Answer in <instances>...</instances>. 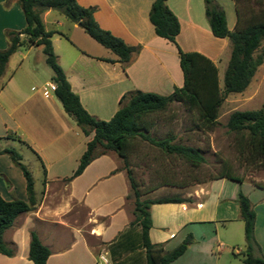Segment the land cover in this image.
Returning a JSON list of instances; mask_svg holds the SVG:
<instances>
[{
    "label": "crops",
    "instance_id": "0c3cea01",
    "mask_svg": "<svg viewBox=\"0 0 264 264\" xmlns=\"http://www.w3.org/2000/svg\"><path fill=\"white\" fill-rule=\"evenodd\" d=\"M76 1L93 9L101 29L128 46L138 47L126 64L119 63L111 51L58 11L41 13L45 30L52 32L50 41L57 63L87 113L107 121L120 108L124 95L135 91L169 95L182 86L175 45L156 36L149 22L154 0ZM215 1L224 10L232 31L237 18L234 1ZM166 5L179 22L176 44L184 52L195 51L209 58L217 67L222 87L218 65L230 42L211 34L203 0H167ZM24 27L17 1L0 0V51L9 44L5 32H19ZM44 65L41 46L20 47L0 75V150L13 148L21 161H27L22 163L31 172L35 198V208L18 215L3 232V242L13 253L0 254V264H33L28 258L32 231L50 251L45 264H102V252L110 264H144L140 229L130 226L133 206L127 198L126 169L116 153L97 155L81 174L66 180L76 170L93 133H82L54 92L42 95L40 88L53 83L52 71L49 79L38 80ZM33 84H37L36 92L29 93L35 91ZM242 183L219 178L192 190L179 187V196L189 201L150 205V243L169 252L190 234L191 243L170 264H243V222L237 202L240 191L255 213L253 235L264 256V189L253 184L252 199L243 192ZM170 195L178 194L163 196ZM0 196L5 201H27L23 175L7 154L0 155ZM136 235L134 246L132 238Z\"/></svg>",
    "mask_w": 264,
    "mask_h": 264
},
{
    "label": "trees",
    "instance_id": "16d2710c",
    "mask_svg": "<svg viewBox=\"0 0 264 264\" xmlns=\"http://www.w3.org/2000/svg\"><path fill=\"white\" fill-rule=\"evenodd\" d=\"M16 1L23 12L25 27L19 32H5L9 44L5 50L0 51V75L9 57L18 48L41 46L45 63L52 71V82L56 85L55 97L61 103L64 112L75 121L85 136L93 133L92 138L86 143V149L79 159L76 170L66 180L81 174L97 155L108 151L116 153L126 169L130 189L127 198L132 199L133 206V220L130 226L135 225L140 229L141 248L145 252L144 264H170L185 252L192 237L190 234L187 235L176 248L169 252H164L159 244H151L148 236L151 226L148 209L152 204L183 203L189 200L179 195L142 200L138 184L126 167V153L131 141L140 139L166 154H173L184 159L194 167H199L204 162L197 148L175 144L171 137L156 139L148 135L145 118L165 112L173 102H181L189 109L196 111L200 127L211 129L215 126L218 110L225 97L228 94L243 92L257 68L262 64V56H255V52L264 40V11L262 19L256 21L253 19L244 23L239 4L245 0H233L237 18L234 29L231 31L227 27L222 7L215 0H203L205 18L211 34L216 38H227L231 45L229 60L223 73L222 87H220L217 67L209 58L195 51L184 52L176 44L179 22L167 7V0H154L148 14L149 22L156 36L175 45L183 84L179 88H174L169 95L142 91L124 95L120 99L121 106L113 117L103 121L87 113L80 104L78 96L71 91L53 52L50 41L52 32L45 30L41 13L47 10L58 11L70 22L78 24L91 39L111 51L119 63L126 64L132 53L138 51V47L128 46L109 31L101 29L93 18V9L80 6L76 0ZM7 4L8 2L5 3ZM226 128L235 136V145L239 155L248 163L264 168V111H234L228 117ZM1 154H7L12 163L21 171L27 194V201H5L0 196V254L11 256L13 252L4 244L3 232L13 225L18 215L35 208V198L33 178L29 169L22 163L21 155L13 148L1 149ZM219 178L239 183L243 181L242 177L235 176L228 170L214 179ZM254 185L264 189V184L255 183ZM237 202L243 222L244 236L241 261L243 264H264V256L261 255L253 235L255 213L248 198L240 191L237 194ZM49 255V249L32 231L29 240V260L33 264H45Z\"/></svg>",
    "mask_w": 264,
    "mask_h": 264
},
{
    "label": "rangeland",
    "instance_id": "374dc122",
    "mask_svg": "<svg viewBox=\"0 0 264 264\" xmlns=\"http://www.w3.org/2000/svg\"><path fill=\"white\" fill-rule=\"evenodd\" d=\"M239 8L244 23L253 19L260 20L264 11V0H245L239 4ZM230 51L231 45L229 50H225L218 65L221 70V84L223 68L227 65ZM260 55L262 64L255 71L248 86L243 92L228 94L225 97L218 110L216 124L211 129L200 127L196 111L181 102H173L165 112L145 118L148 135L156 139L171 137L175 144L197 148L204 162L199 167H194L184 159L166 154L145 141L132 140L126 153V167L138 184L142 200L162 197L164 194L179 195V187H184V190L199 188L217 178L225 170L242 177L243 192L254 199L253 184H264V168L248 163L239 155L235 136L227 130L226 122L234 111H264V40L255 52V56ZM42 70L44 72L40 69L38 80L49 79L50 68L44 65ZM33 86L35 91L30 90L29 93L36 92L37 84ZM121 164L123 167L122 160ZM31 169L34 171L33 164ZM34 173L36 175V172ZM131 230L133 235L135 228ZM137 240V235L136 238H132L134 246H137ZM91 244L98 245L95 241H91Z\"/></svg>",
    "mask_w": 264,
    "mask_h": 264
},
{
    "label": "built area",
    "instance_id": "2783aa9c",
    "mask_svg": "<svg viewBox=\"0 0 264 264\" xmlns=\"http://www.w3.org/2000/svg\"><path fill=\"white\" fill-rule=\"evenodd\" d=\"M55 88H56V85L54 83H46L44 86L41 87L40 90H41V93H42L43 96H48L49 93L55 91ZM106 255L107 254L105 252H103L100 255V262L102 264H110Z\"/></svg>",
    "mask_w": 264,
    "mask_h": 264
}]
</instances>
